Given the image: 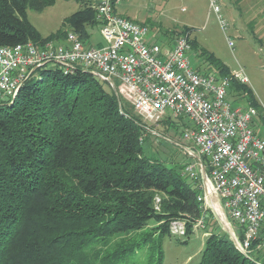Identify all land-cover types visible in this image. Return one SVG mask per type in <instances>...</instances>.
Segmentation results:
<instances>
[{
  "label": "trees",
  "instance_id": "1",
  "mask_svg": "<svg viewBox=\"0 0 264 264\" xmlns=\"http://www.w3.org/2000/svg\"><path fill=\"white\" fill-rule=\"evenodd\" d=\"M65 1H76L81 8L65 19L67 29L44 37L28 11H43L57 0H0V47L64 43L69 33L91 46L90 28L101 25L92 0ZM118 1L112 0L116 12ZM191 33L174 31L167 41L189 35L191 51H198L214 70L205 73L232 76ZM232 98L255 107L264 123L249 84L233 79L228 100ZM185 118L167 115L158 123L184 138L190 128ZM143 119L88 70L78 67L65 74L46 64L31 73L17 95L0 105V264H92L87 255L92 248L97 261L107 250L100 263L109 264L145 243L158 256L157 264H163V238L174 237V222L184 223V237L190 238L205 213L198 199L202 177L186 175L189 164L147 156ZM201 161L210 176L208 159L202 156ZM230 221L243 241L242 227ZM263 233L264 226L244 254L228 233L212 229L199 264H264L258 250ZM98 246L104 248L97 252Z\"/></svg>",
  "mask_w": 264,
  "mask_h": 264
},
{
  "label": "built area",
  "instance_id": "2",
  "mask_svg": "<svg viewBox=\"0 0 264 264\" xmlns=\"http://www.w3.org/2000/svg\"><path fill=\"white\" fill-rule=\"evenodd\" d=\"M92 2L105 41L101 47L88 46L74 33L64 43L0 47V105L17 95L32 72L50 64L65 74L78 67L90 71L145 121L187 117L193 127L184 138L197 148V153L188 151L199 159L200 169L189 164L185 174L203 181L201 157L208 159L210 176L198 199L204 210L212 197L217 200L224 214L242 227L244 240L236 235L237 244L240 251L249 252L264 226V137L258 131V110L235 107L228 100L231 81L249 84V78L242 70L230 77L198 72L189 58V35L161 45L151 41L147 26L119 15L112 0ZM171 230L174 236H184L185 224L174 222Z\"/></svg>",
  "mask_w": 264,
  "mask_h": 264
},
{
  "label": "rangeland",
  "instance_id": "3",
  "mask_svg": "<svg viewBox=\"0 0 264 264\" xmlns=\"http://www.w3.org/2000/svg\"><path fill=\"white\" fill-rule=\"evenodd\" d=\"M215 6L219 7L218 12ZM116 7L120 15H128L137 23L147 26L149 37L154 36V41L161 45L168 42L174 31L191 29V38L195 39L199 46L214 53L232 71H244L264 116V0H119ZM79 8L81 5L76 1L57 0L53 6L43 11L30 9L28 17L37 30L44 37H48L60 29H67L63 25L65 19ZM90 35L89 41L92 45L104 44L99 26L90 28ZM230 41L233 42L232 46ZM189 58L195 70L199 69L202 73L214 71L204 62L205 59L198 51H191ZM106 88L108 89V86ZM230 102L235 107L247 106L244 100L235 101L232 98ZM143 120L147 130L143 135L142 144L147 156L163 159L169 164H193L197 170L200 169L199 159L188 151L189 149L196 152L192 142L174 136L173 131L168 132L166 127L158 122ZM262 122L259 123L258 131L264 137ZM185 123L189 124L190 128L193 127L188 118H185ZM169 138H172V141ZM213 200L212 197L208 201L205 213L190 238H163V264H199L208 233L212 229L229 234L226 227L230 226L235 232L230 216L224 214L223 210L217 215L213 210ZM153 223L151 222L145 231H150ZM178 240H188V243L183 244ZM261 245L259 250L264 254V240ZM100 248L104 247L98 246L95 249L98 252ZM93 251V248L87 251L92 264H101V259L108 251L104 250L98 261L92 257ZM153 253L150 243H145L136 252L127 253L122 259L112 260L109 264H157L158 256Z\"/></svg>",
  "mask_w": 264,
  "mask_h": 264
},
{
  "label": "water",
  "instance_id": "4",
  "mask_svg": "<svg viewBox=\"0 0 264 264\" xmlns=\"http://www.w3.org/2000/svg\"><path fill=\"white\" fill-rule=\"evenodd\" d=\"M208 181V176L205 170H203V182L206 184ZM229 224V223H228ZM226 227V226H225ZM226 230L229 232L231 239L234 241V244L239 249V246L237 244L236 234L235 232L229 227H226ZM240 250V249H239ZM242 253L246 254L245 252L241 251Z\"/></svg>",
  "mask_w": 264,
  "mask_h": 264
},
{
  "label": "crops",
  "instance_id": "5",
  "mask_svg": "<svg viewBox=\"0 0 264 264\" xmlns=\"http://www.w3.org/2000/svg\"><path fill=\"white\" fill-rule=\"evenodd\" d=\"M117 13H118V10H117ZM119 14V13H118ZM120 15V14H119ZM122 16H124V17H127V18H129V19H131L132 20V18L130 17V16H128V15H123V14H121ZM154 36H151V41H154V38H153ZM92 47H96L95 45H92V44H90ZM100 45V44H99ZM98 45V46H99ZM218 208L219 209H222L221 207H220V205L218 204ZM263 239H264V233H263ZM261 246L262 245H260L259 247H258V250L261 248ZM261 251V250H260ZM262 252V251H261ZM261 255H263V259H264V254H262L261 253Z\"/></svg>",
  "mask_w": 264,
  "mask_h": 264
},
{
  "label": "bare ground",
  "instance_id": "6",
  "mask_svg": "<svg viewBox=\"0 0 264 264\" xmlns=\"http://www.w3.org/2000/svg\"><path fill=\"white\" fill-rule=\"evenodd\" d=\"M208 190H212L210 185H208ZM214 201V211L216 212V214L218 215V213L222 210V209H219L218 208V203H217V200H213ZM220 214V213H219Z\"/></svg>",
  "mask_w": 264,
  "mask_h": 264
}]
</instances>
